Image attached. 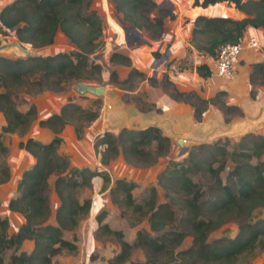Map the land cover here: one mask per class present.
<instances>
[{
    "label": "trees",
    "instance_id": "16d2710c",
    "mask_svg": "<svg viewBox=\"0 0 264 264\" xmlns=\"http://www.w3.org/2000/svg\"><path fill=\"white\" fill-rule=\"evenodd\" d=\"M92 1L13 0L0 10L4 26L15 29L14 34L20 43L30 44L33 49H43L53 44L57 33L61 32L74 46L71 51L54 54H30L16 58L0 55V112L5 120L0 129V159L7 152L2 132H25L36 118L34 105L25 112L17 108L14 93L19 90L27 94L58 92L77 82L101 81L102 66L90 59L100 45L103 30L98 12L89 8ZM110 1L126 23L139 31L144 30L155 41L163 38L164 19L174 17L170 9L160 8L153 0ZM222 2L245 16L234 19L198 15L193 21L190 45L212 58L216 57L221 44L237 43L247 27H264V0H193L192 5L204 9ZM200 37H204V44L198 42ZM155 54L160 56L158 52ZM109 59L113 63L132 66L130 58L118 52H113ZM196 70L202 77L210 74L204 64ZM135 78L148 79L152 85L157 82L155 78L131 67L124 79H119L117 73L111 71L107 84L132 91ZM256 80L264 83V62L252 65L250 81L254 83ZM161 82L173 99L188 102L185 99L188 93L178 91L166 75ZM195 99L201 104L194 113L200 121L207 108L204 103L208 102L197 95ZM222 111L227 117L241 113L238 107L227 104L223 105ZM98 116L96 110L86 109L69 98L57 113L39 121L40 127L53 133L50 141L42 142L30 137L19 142V147L27 151L35 162L22 173L17 185L18 196L9 201L10 210L19 212L25 223L9 236V221L0 216V264H4L3 250L18 246L25 239L34 242L31 252L11 255L8 264H52V258L63 249L76 251V236L74 241H69L63 237V230H73L90 209L92 214L93 201L92 205L89 198L80 201L78 192L82 188H91L92 180L97 176L102 180L103 190L112 184L109 194L114 204L122 211L130 209L137 212L139 219L146 218L150 230L155 233L152 235L139 229L134 244H131L122 230L113 229L104 221L107 214L101 210L96 215L94 236L111 237L119 245V251L108 260V264L129 261L133 247L140 248L146 258L144 261H129V264H154L157 256L162 254L171 259L188 258L194 264H234L240 255L257 247L264 251V217L254 222L250 220L255 209L264 207V163L260 161L264 155V135L246 133L233 143L231 150L227 148L228 142L222 140L193 145L182 162L170 161L157 176L166 201L159 203L157 190L151 187L143 203H137L132 194L134 182L124 178L112 181L107 172L89 167H71L68 157L57 153L62 142L60 133L65 126L73 125L79 138L84 123L92 122ZM93 147L99 153L102 165L121 155L126 163L147 166L167 155L171 142L157 126L143 129L122 127L117 134L104 131L97 135ZM254 158L259 161L253 163ZM228 160L233 167L223 180L221 172ZM51 176L55 177L53 187L59 198L55 224L47 222L50 206L44 194ZM194 176L208 183L206 190L200 188ZM9 178V167L0 163V184ZM177 211L181 213L179 217ZM229 221L238 223L236 235L209 242V232ZM188 235L192 237L191 245L185 250H178ZM90 259L94 260L93 255Z\"/></svg>",
    "mask_w": 264,
    "mask_h": 264
},
{
    "label": "rangeland",
    "instance_id": "374dc122",
    "mask_svg": "<svg viewBox=\"0 0 264 264\" xmlns=\"http://www.w3.org/2000/svg\"><path fill=\"white\" fill-rule=\"evenodd\" d=\"M160 7H162V9H168V4L162 3ZM89 8L94 9L98 12L103 24L100 45L90 55V59L93 62L99 63L102 66L101 81L98 83L95 81L81 82L106 88L108 87L107 85H109L107 84L109 74L111 71H113L111 67V64H113V62H111L109 59L110 55L113 52H118L126 55L125 50L144 47L145 44H148L155 40L151 39L149 37V34L144 30H138L141 33V36L138 37V35L134 34L132 25L126 22L121 23L123 19L122 14L116 11L113 3L110 0H93L90 3ZM178 11V15H180L179 22L182 19V23L187 22L189 20V16H191L194 12L193 11L190 14H187L186 11H189V9H186L185 7L184 9H179ZM205 13L209 15L211 14V16H218L219 12L215 14L214 12L209 13L208 11H205ZM176 18L177 14H174L173 19L166 17L164 19V29L165 25L171 27V23L175 21ZM4 30V28H0V55L10 58L22 56V54H20V52L14 48L1 46L2 42L10 43L13 41H18L14 34L15 31L9 29L10 32L6 35L4 33ZM65 38L57 33L53 44L46 46L44 49H33L30 44H22L24 48L30 52V54L44 55L54 54L59 51L68 52L73 50L74 48L71 49L69 47L70 44L66 41ZM203 39L204 37H200V40H198V42L204 44ZM156 52L158 51L151 52L154 57V61L152 63L153 68H162L163 65L161 61H163L164 66L168 65V67H170L171 65H175L177 69H192L193 60L192 62L188 59L177 61L175 58L168 59L166 54H163L164 57L160 58V56H156ZM200 53L204 54L202 53V51ZM156 62L158 63L156 67H154V64ZM125 67L130 70L128 66L125 65ZM162 74V78L164 75L167 76L166 73ZM162 78L159 82V86H161L163 91L168 95V93L162 86ZM202 78L204 79L205 77ZM140 80V78H135L133 84L134 88L137 82H139ZM74 84L71 86H67L64 90L58 92L44 91L39 94H27L23 90H19L13 95L17 108L22 112H25L31 105H34L36 107V118L30 125L29 129L25 132H2V142L6 146L7 152L1 156L0 163H3L9 167L10 178L7 182L0 184V216L3 218L6 217L9 221L7 230V235L9 236L16 233L18 229L25 223L24 217L19 212L10 210L9 201L11 198L18 196V181L20 180L22 173L25 170L29 169L35 162V159L27 151L19 147V142L26 141L30 137L42 142L50 141L53 137V133L45 127H40L39 121L54 113L56 110H59L69 98L73 99L75 103L86 109H94L98 113H100L101 111V97H103L104 95L96 96L95 94L90 92L80 94L74 89ZM253 84H259V81L256 80ZM1 90L2 88H0V91ZM184 93H188V97H185L188 102H185L183 100L179 101H183L184 103H187L191 106L194 105V113L196 107L197 109L199 108V106L201 107L200 102L195 99V95L208 102L207 104L204 103L206 107L212 105L222 110L223 105H225V94L221 91H217L213 95L208 97L200 95L197 91H189ZM81 95L88 96L90 97V99L84 100ZM132 96H134L132 99L136 106H140V109H149L147 103L143 102L142 96L140 94H135ZM201 119L202 115L200 120ZM92 122L84 123L82 134L79 138L74 132L73 125H67L71 126L70 128H67V126H65L63 131L60 133L62 142L57 149V153L68 157L71 167H89L98 171L107 172L112 181L118 178H124L128 181L134 182L135 188L133 189L132 194L137 203H143V201L148 197L151 187L156 188L157 201L159 203L166 201L164 190L157 183L158 174L164 170V168L170 161L182 162L187 155V151L193 145L199 144H189L187 147V151L184 154L182 153V151L179 153L176 151L171 152L169 150L167 155L159 157L157 161L152 165H132L126 163L121 155H119L107 165H102L100 162V155L95 151L93 147L97 135L95 134L91 126ZM4 125L5 120L0 112V129ZM219 140H222V142H228L229 145L227 148L229 150L232 149L234 142L230 143V140H228L227 138ZM258 161L259 160H257L256 158L252 160L253 163H257ZM260 161L264 163V155L260 157ZM232 167L233 163L228 160L225 169L221 172V177L223 180L226 179L228 172L232 169ZM54 178V176H51L48 179L46 190L44 192L50 206V213L47 220V222L50 224L56 223L55 211L57 209V206L59 205V198L53 187ZM93 179L94 180H92L91 188H82L78 192V198L80 201L89 198L91 199V205L93 201L94 205L92 214L90 213V209L89 213L86 216L78 220V224L73 230H63V237L69 241H74L73 237L76 236V241H74V243L77 245V250L68 251L67 249H63L59 254L55 255L52 258V264H108V260L119 251V245L111 237L96 238L94 236L95 230L97 228L96 215L101 210H104L107 214L104 221L107 222L111 228L122 230L125 239L131 244H134L135 234L139 229L146 230L150 232V234L155 235V233L150 230L146 218L139 219V214L130 209H125V211H122L121 208H119L111 201L109 188L112 184L109 185V188L103 190L101 178L97 176ZM194 181L200 186L201 189L206 190L208 186V183H206V181H204L199 176H194ZM180 215V211H177V216L179 217ZM263 217L264 207H260L252 212L250 220L254 222ZM237 231L238 223L236 221H229L227 223H223L217 229L209 232L207 239L209 242H211L221 237H234ZM191 241L192 237L190 235L186 236L181 245L178 247V250H185L186 248H188L191 245ZM29 247L31 250L34 247V242L31 239L23 240V242L18 246L5 248L2 252L4 264L9 263L10 257L13 254H20L21 252L30 253L31 250L27 251ZM90 255H93L94 260L90 259ZM145 258V254L140 248L133 247L129 261H144ZM129 261H126L124 264H129ZM154 264L194 263H192V261L188 258L171 259L167 258L165 254H162L157 256ZM234 264H264V251L260 247H257L251 252L240 255L236 263Z\"/></svg>",
    "mask_w": 264,
    "mask_h": 264
},
{
    "label": "crops",
    "instance_id": "0c3cea01",
    "mask_svg": "<svg viewBox=\"0 0 264 264\" xmlns=\"http://www.w3.org/2000/svg\"><path fill=\"white\" fill-rule=\"evenodd\" d=\"M12 1L0 0V10ZM153 1L157 2L159 7L162 3L168 4V9L175 15L177 14V18L171 23V27L165 25L161 40L152 41L145 44L144 47L127 49L125 53L131 60V67L146 73L147 76L154 77L157 83L152 85L148 79H143L137 82L132 91H123L110 84L107 85L105 94L101 97L102 105L99 117L91 125L95 134L99 135L104 131L117 133L122 127L143 129L148 126H157L165 136L169 137L170 151L179 153L184 147L193 143L213 142L225 138L230 140V143H235L246 133L264 135V83L253 84L250 82L252 65L264 62V27L249 26L245 29L242 35L244 43L250 36H256L262 50L246 47L236 64L234 78L224 79L215 75L213 58L201 54L190 45L193 21L198 15L212 17L205 11L215 14L219 12L218 16L234 19L243 18L244 13L232 6H227L224 2L203 9L193 8L192 0ZM184 7L189 9L186 11L187 14L194 12L189 16L187 22L182 23V19L179 22L178 10H182ZM58 34L65 38L61 32ZM65 39L70 44L69 47L73 49L72 43L67 38ZM152 51H158L160 58L166 54L168 59L175 58L177 61L188 59L191 62L193 60L192 69H177L175 65L164 66L163 61L160 60L163 67L154 70ZM202 64L206 65L210 71V74L204 79L197 74L196 70ZM111 67L119 79L127 77L129 70L125 65L113 63ZM162 73L167 74L169 81L180 92L197 91L205 97L211 96L217 91L223 92L225 104L238 107L241 113L227 117L220 108L209 105L203 112L202 119L197 121L193 106L173 99L159 86ZM135 94H140L143 97L144 101L149 104V109L141 110L135 105L132 99V95ZM81 97L84 100L90 99L84 95ZM58 111L56 110L54 113ZM70 127L67 126V128ZM29 250H31L30 247L27 251Z\"/></svg>",
    "mask_w": 264,
    "mask_h": 264
},
{
    "label": "built area",
    "instance_id": "2783aa9c",
    "mask_svg": "<svg viewBox=\"0 0 264 264\" xmlns=\"http://www.w3.org/2000/svg\"><path fill=\"white\" fill-rule=\"evenodd\" d=\"M0 28H4V33L9 34L10 30L4 26L1 18ZM246 47L262 50V46L256 36H250L245 43L242 37L237 43L221 44L217 49L216 57L213 58L215 75L224 79H233L236 74V64ZM153 69L155 70L156 68Z\"/></svg>",
    "mask_w": 264,
    "mask_h": 264
},
{
    "label": "water",
    "instance_id": "95a60500",
    "mask_svg": "<svg viewBox=\"0 0 264 264\" xmlns=\"http://www.w3.org/2000/svg\"><path fill=\"white\" fill-rule=\"evenodd\" d=\"M124 22L125 21L122 19L121 23H124ZM11 30L15 31V29H11ZM133 30H134V34L138 35V37L141 36V33L137 29H135L133 27ZM1 46L10 47V48H14V49L18 50L20 52V54H22V56H20V57H25V56L30 55V52L27 49H25L23 44L20 43L19 41H17V42L13 41V42H10V43L2 42ZM157 63L158 62H156L154 64V67L157 65ZM74 89L80 94H83L85 92L93 93L96 96H103L105 94V88L104 87L87 84L85 82H77V83H75L74 84ZM179 143H182V142L179 141ZM186 151H187V147H184L183 150H182V153L184 154Z\"/></svg>",
    "mask_w": 264,
    "mask_h": 264
}]
</instances>
